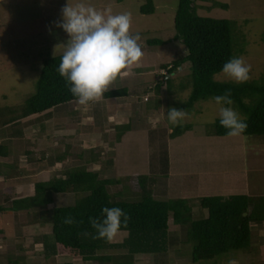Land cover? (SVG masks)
<instances>
[{"label": "rangeland", "instance_id": "374dc122", "mask_svg": "<svg viewBox=\"0 0 264 264\" xmlns=\"http://www.w3.org/2000/svg\"><path fill=\"white\" fill-rule=\"evenodd\" d=\"M151 2L153 10L146 13L141 7L147 0H0V141L8 149V157L0 158V264H44L37 241L49 227L34 223L31 211H10L12 200L33 195L36 181L60 176L73 163L98 171L101 178L119 180L109 192L122 190L120 196L130 202L140 198L137 178L142 176L154 199L185 200L193 220L207 215L200 197L264 195V137L237 130L227 136L209 132L216 119L243 118L216 99L181 110L191 89L190 64L162 77L167 73L163 65L186 54L183 43L174 39L178 0ZM195 5L198 16L232 22L235 62L214 80L263 82L264 0H205ZM122 36L129 37L123 55L86 59V47ZM151 40L164 44L150 45ZM64 53L75 61L85 96L57 108L49 119L33 116L5 126L35 92L42 61ZM116 89L126 90V96H103ZM186 125L188 130L170 137L174 128ZM16 130L21 136L12 137ZM64 151L65 160L54 163ZM78 198L57 194L49 208L68 206ZM169 223V251L137 255L132 264H201L191 261L185 227L172 225L171 219ZM126 235L113 232L110 241L121 242ZM252 237L249 249L225 254L216 264H264V222L252 225ZM58 259H46L45 264H96Z\"/></svg>", "mask_w": 264, "mask_h": 264}, {"label": "trees", "instance_id": "16d2710c", "mask_svg": "<svg viewBox=\"0 0 264 264\" xmlns=\"http://www.w3.org/2000/svg\"><path fill=\"white\" fill-rule=\"evenodd\" d=\"M205 0H178L174 15V39L186 48L185 56L163 65L167 73L190 64L191 89L181 110H190L197 101L216 99L224 106H232L243 115L242 119L219 118L212 124L216 136H227L234 131L245 136L264 137V81L239 83L218 82L214 75L235 62L232 52V22L224 19L198 16L196 2ZM153 10L151 0L141 7L142 12ZM128 36L113 38L88 46L84 54L89 61L118 57L126 52ZM150 45H163L151 40ZM162 82L155 86L158 91ZM126 90L104 93L105 98L126 96ZM84 90L71 54L64 53L42 61L36 80L35 92L26 99L17 117L4 125H17L22 119L44 116L83 98ZM76 113V112H75ZM74 114V112H71ZM14 122V123H13ZM189 126L176 127L170 137H176ZM21 136L16 130L11 134ZM25 154L31 155V152ZM67 151L54 158L63 162ZM8 157L7 143L0 141V158ZM51 162L53 165L54 163ZM73 166L45 181L34 183L33 195L12 200L11 210H25L35 214L34 223L49 227V233L40 235L44 260L56 256L80 258L96 264H132L137 255H159L169 251V221L185 227V243L191 247V261L216 264V259L232 251H246L252 243V225L264 222V195L233 194L203 196L199 205L207 210L202 219L193 220L191 209L183 199L157 200L144 189L145 178L139 176L142 187L137 201H126L122 190L111 194L109 186L119 184L116 179L101 178L98 171ZM153 182V181H151ZM149 183V182H148ZM57 194L79 195L73 204L49 208ZM132 193L129 194V196ZM116 197V198H115ZM127 235L113 243V232ZM116 251V254L99 252ZM71 264V263H69Z\"/></svg>", "mask_w": 264, "mask_h": 264}, {"label": "crops", "instance_id": "0c3cea01", "mask_svg": "<svg viewBox=\"0 0 264 264\" xmlns=\"http://www.w3.org/2000/svg\"><path fill=\"white\" fill-rule=\"evenodd\" d=\"M39 173H40V172H39ZM42 181H45V180H42ZM246 195H247V194H246ZM37 244H40V243H37ZM39 253H40V252H39ZM39 257H40V255H39V256L37 255V258H39ZM58 257H64V256H56V257H54V259H55V260H59ZM65 257H67V256H65ZM74 259H75V258H74ZM77 259H78V258H77ZM42 260H43V261H42ZM39 261H42V262L45 264V260H44V258H43V259H40V258H39Z\"/></svg>", "mask_w": 264, "mask_h": 264}]
</instances>
